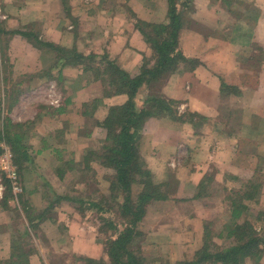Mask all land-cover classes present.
<instances>
[{"label": "crops", "instance_id": "1", "mask_svg": "<svg viewBox=\"0 0 264 264\" xmlns=\"http://www.w3.org/2000/svg\"><path fill=\"white\" fill-rule=\"evenodd\" d=\"M127 1L129 3L126 0H0V102L8 111L4 119H10L19 133H23L22 145L29 162L25 171L28 173L22 179L25 187L23 202L27 208H47L50 203L41 190L52 189L51 185L57 181L65 182L59 176V159L52 154L56 153L55 150H64L60 144L68 138L64 137L65 133L67 135L75 130L71 123L77 119L80 128L81 123H84L82 114L80 117L72 114L69 106L90 102L99 90L104 98V93L102 83L94 80L91 73H85L83 67L70 66L61 71L60 65L54 66L56 60L53 53L33 47L18 32L39 33L44 42L64 48L75 47L84 55H102L107 52L120 68L135 76L139 73L142 54L148 51V45L130 20L127 8L142 21L162 23L168 19V7L166 0ZM239 1L242 5L231 9L238 14L231 15L217 4L212 5L210 0H195L196 11L192 18L202 27L201 30L189 28L186 23L180 47L185 56L198 59L202 65L194 71L172 75L163 85L162 93L180 103V114L196 113L204 116L208 122L203 125L206 129L202 126L195 130L190 124L170 127V121L167 120H148L142 140L145 148L143 151L142 143L141 150L148 159L146 162L152 173L163 171L160 164L164 153L168 157L172 153H179L181 146L186 149L190 159L180 166L189 177L193 176V183L197 177L204 178L209 167L220 177L227 175L242 180H250L264 173V61L260 67L255 60L256 56L252 57V48L264 51V0ZM66 8L70 10L72 18L68 17ZM195 48H200L199 54L192 53ZM221 55H228L225 62ZM208 56H211L210 61L216 63L211 70L205 68ZM52 67L55 68L51 70ZM48 73L51 78L45 77L49 76ZM84 77H87L88 82L76 86ZM221 79L228 85L238 86L241 97L224 98ZM51 85L61 87L59 92L56 91L60 105L56 107L49 104L47 111L50 113L45 116L47 112L43 111V103L48 95L45 93L43 99L39 94H42L41 88ZM146 96L147 90L144 89L138 98L139 106H142ZM233 98L239 99L241 106L238 115L230 118L226 116L224 108L232 104L229 101ZM118 99L122 98L115 97L107 101ZM69 120L67 131L63 124H68ZM169 169V166L164 168L167 173ZM187 202L191 205L205 201L201 199L177 203L166 215H160L155 224L157 228L150 232V241L158 246L162 242H172L164 250V257L170 255L172 263L184 260L187 254L185 246H180L177 251L178 246H174L173 241L177 243L182 239V233L184 241L202 239L207 222L205 215L209 212L200 210L190 211V217H184L185 220L177 218L179 216L173 210H179L182 205L188 207ZM68 204L62 202L61 208L56 209L60 211L58 220L66 217L67 224L54 225L46 221L37 235L30 231L35 248L38 239L44 238L52 243L50 248L57 246L59 252L73 251V254L76 252L78 256L94 260L105 258L104 247L90 230L92 224L88 223V228L81 229L79 216L71 217ZM4 205L0 201V264L10 259L11 242L28 226L23 213L22 218H19L20 228L15 227L17 224L11 215L4 217ZM174 220L179 221L177 228ZM182 221L183 230L179 228ZM64 227L71 229L68 232L67 228L62 230ZM12 229L14 232L17 229V235ZM79 230L80 233L84 232L80 235L84 239L76 236ZM78 240L86 242L83 246L85 252ZM173 255L177 256L174 258ZM30 264L50 262L38 248L30 257Z\"/></svg>", "mask_w": 264, "mask_h": 264}, {"label": "trees", "instance_id": "2", "mask_svg": "<svg viewBox=\"0 0 264 264\" xmlns=\"http://www.w3.org/2000/svg\"><path fill=\"white\" fill-rule=\"evenodd\" d=\"M166 2L168 19L162 23L142 21L129 7L127 8L131 15L130 20L148 45V51L142 54L139 73L135 76L120 68L116 60L111 59L112 57L107 52L102 55H84L75 47L64 48L54 43L44 42L40 39L39 33L18 32L35 48L53 53L56 60L54 66L60 65L61 71L70 66L83 67L85 73H91L94 80L102 83L106 100L121 97L122 102L111 106L102 105V100L83 104L84 117H93L97 111L102 113L96 124L107 134L105 140L100 141L96 149L86 151L83 156L78 165V171L82 177L79 181L88 189L94 190L99 183L96 170L92 167L93 164L96 163L105 169L112 170L114 174L105 178L109 183L110 198L99 195L100 197H94V199L88 197L75 199L67 194L58 196L56 202L51 203L40 213L32 207L27 208L26 203L23 202L28 226L20 239L11 242L10 259L4 264H30V257L36 253L32 234L37 235L40 225L52 218L50 212L54 210L55 205L59 206L62 202L72 201L79 203V211L82 215L87 210H96L97 213L102 214L110 224L114 235L106 241L105 252L108 260L107 258L94 260L80 257L78 261L85 264H144L140 252L145 242L137 247L135 240L140 235L146 239L147 234L140 232L138 227L146 218L151 205L174 200L177 192L169 182L156 183L142 157L141 144L147 121L156 118L179 125L190 124L195 130L205 123V118L199 114L191 112L180 114L178 110L180 103L167 98L162 93L163 85L172 75L194 71L202 65L199 60L185 56L180 47L182 32L187 27L186 23L189 28L195 27L201 30L202 27L192 18H187V12L194 13L195 0H166ZM210 2L212 5L217 4L220 8L226 9L231 15L238 14L237 11H231L233 7L242 5L239 0H210ZM66 12L68 17L72 18L70 10L66 8ZM255 48H252V57L256 56L255 60L260 66L264 61V51L262 49L255 51ZM54 68L52 67L51 70ZM45 77L51 78V75ZM87 82V77H84L76 83V86H82ZM144 89L147 90V96L142 106H139L138 98ZM221 91L224 98L231 96L238 98L242 95L238 86L224 83H222ZM15 127L16 125H13L11 120L2 118L0 114V143L2 140H7L12 147L14 163L19 171V178L22 180L28 158L22 145V134L12 130ZM55 152L60 163V179L65 180L68 173L77 172L74 160L67 162L62 157L64 151L55 150ZM91 178L97 180H95L97 186L92 184L93 179ZM231 180L241 182L242 185L232 188L227 196L230 203V219L219 230L217 242L211 235L212 224L208 221L210 215L206 213L207 222L204 226L203 245L195 252L192 260L185 259L176 264H246L247 260L261 264L264 258V207L261 212L251 218L247 211L249 203H259L260 194L264 188V173L250 180H242L238 177H233ZM212 182L213 176L206 174L196 187L197 192L191 200L208 198L210 194L207 189ZM4 184L7 191L4 197L6 205L13 195L9 185L10 181L5 180ZM136 187L139 191L135 195ZM96 191L100 194L98 188ZM106 214L109 216L107 217ZM258 228L262 234L258 232ZM220 240L223 241L221 245H219Z\"/></svg>", "mask_w": 264, "mask_h": 264}, {"label": "rangeland", "instance_id": "3", "mask_svg": "<svg viewBox=\"0 0 264 264\" xmlns=\"http://www.w3.org/2000/svg\"><path fill=\"white\" fill-rule=\"evenodd\" d=\"M126 2L129 3V1H127V0H126ZM128 6H129V4H128ZM195 9H196V7H195ZM195 11L196 10H194V12ZM134 14L136 15V13H134ZM187 15H188L187 18H189V19L192 18V14L187 12ZM128 16L129 17L131 16L129 12H128ZM192 20H193V18H192ZM194 46H199V45H193V47ZM208 48H209V46H208ZM187 51H189V50H187ZM199 51H200V48H198V49L195 48L194 52H192V53L199 54ZM221 56H222L221 59L223 60V62H225V60H227L226 56H228V55H221ZM207 58H208V60L206 62L205 68L211 70L216 66V63L209 60L211 58V56H208ZM111 59H113V58H111ZM217 59L219 62H221L218 55H217ZM254 75L258 76V74H254ZM221 83L227 84V83H225V80H222V79H221ZM51 86L46 87V88H44V87L41 88L42 94H39V95H41V97L43 99L45 98V93L48 94V92H50V90L52 89ZM53 90H54V92H56V91L59 92V90H61V87L60 86L58 87L57 85L53 86ZM37 92H36V94H37ZM100 92H101L100 90L97 91V94H94L92 97L93 99L88 103H92L94 100H102L103 101L102 105H106V106L110 105L111 106V105L119 104L122 102V99L121 100L118 99L115 101H107L106 98H102L103 95ZM99 97H101V98H99ZM45 99H47V100L44 101V103H43L44 104L43 111L47 112L45 115V116H47V114L50 113L49 111H47L48 108L50 107V105L48 103L49 97H46ZM230 100L231 101H229V103L232 102V104H228V102L225 103L228 105H226L227 108H224V109L226 110V112H225L226 116H229L230 118H234V117H236V115H238L237 112H238V109H240L241 102H239V99L237 100L236 98H233ZM101 107H103V106H101ZM69 108L73 112L72 114H75L76 116H79V117L82 114V116H83L84 108H83L82 103H76V105H71V106H69ZM7 112H8L7 109L5 110L3 102L1 101L0 102V114H1L2 118H4V116H7ZM98 113H100V114H98ZM95 114L96 115L93 117H84L83 116L84 120L82 119V121L84 123H81L82 128H80V126H79L80 122L76 119L73 123H71L75 126V130L73 131V133L69 132V133H67V135L65 133L64 137H68V138L65 140V143L63 142L60 144L61 149H64V150H62V151H64L62 153V156H63V159L67 162L74 160L73 163H74V166H76V168L75 167L74 168L77 170V172H75V173L70 172L67 174V176L65 175L66 177H65L64 183L61 181H57L56 184L55 183L53 185L50 184L52 186V189L49 188L46 191L41 190L42 195L45 196L46 201H48L50 204L56 202L58 196H66L67 194H69V196H72L75 199H77V198L78 199H84L86 197L94 199V197H100V196H104V195L106 196V198H110V192L108 191L109 183L107 182V180H105V178L108 176H112L114 174V172L112 170L105 169L96 163L93 164L92 167L96 170V175H97L96 178H97L98 183H99L98 184L99 186L94 187V190L88 189V187H85L84 185L80 184V181H79V180H81L82 177L80 175V172L78 171L79 170L78 165L81 162L83 156L85 155L86 151H89L91 149H96L98 147V145L100 144V141L105 140L106 134H107L104 129H102L101 127H99L96 124L99 116L102 113L97 111ZM5 119H8V118L5 117ZM225 119H227V118H225ZM158 120H161V119H158ZM161 121H163V120H161ZM69 122H70V120L68 121V124H63L64 128H66L65 130H67V127H68L67 125H69ZM204 122H205L204 124H207L208 121L206 118H205ZM169 125H170V127H173L174 125H175V127L177 126V124H175L174 122H170ZM77 126H79V127H77ZM203 127H204V129H206L205 126H203ZM12 130H16L17 132H19V130H17L16 128L12 129ZM20 132L22 133V131H20ZM143 137H144V133H143ZM143 139L144 138H142V140ZM142 143H143V151H144L145 144H144V142H142ZM1 145L7 146V148H9L12 151V147L7 143V140H2V142L0 143V147H1ZM12 154H13V151H12ZM52 156H54L55 158H58L56 153L52 154ZM142 157H143L145 162L148 161V159L146 157H144L143 154H142ZM189 157L190 156L186 152V149L182 146L179 148V153L178 152L172 153L169 157H168L167 153H164L163 158H161L162 161L160 164L163 166V171L156 172V174L152 173L154 176V181L156 183H165V182L168 183L169 182V183H171L172 186H174L173 188L176 189L177 192L175 193L176 195H174L175 196L174 200L151 205L149 207L148 214H147L146 218L144 219L143 223L140 224V226L138 227V230L140 232H142L145 235L147 234L146 239L140 235V237H138L135 240V244L137 245V247L140 246L141 243L143 244V242H145V245L143 246L142 251L140 252V256L144 259V264H176L177 262H179V261H177L175 263H172V259H169L170 255H166V257H164L165 256V252H164L165 247L167 245L171 246L172 242H162L158 246V244L152 243L150 241V237H151L150 232H152V230L154 228H157V226H155V224H156V221L158 219H160V215L161 216L166 215L167 212H169L170 209L173 208V206L177 205V203H183V202L185 203L187 200L188 201L191 200L194 197V195L196 194V192H197L196 187L199 185V183L202 181L203 178L197 177L196 179H194L195 181L193 183V181H192L193 176L189 177L187 171H182V167L180 166V165H183L184 163L188 162L190 159ZM13 158H14V154H13ZM27 163H29V162H27ZM146 164H147V162H146ZM168 166H169V168H171V169H169L170 170L169 173L165 172V170H164V168L165 167L168 168ZM147 167H148V165H147ZM148 169L150 170L149 167H148ZM17 171H18V168H17ZM25 173H28V172H25ZM163 173H165V175L160 176ZM18 175H19V171H18ZM207 175L213 176V182L209 184L207 192L210 194V196L204 200L205 202H197V204L194 203L191 205L187 202L189 204V205H187L188 207H185V205H182L179 210H173V211L175 212V215L179 216L177 218H182L183 220H185L184 217L189 216L190 211L194 212V211L200 210V211L209 212L210 218L208 219V221L210 224H212L210 232H211L212 237L215 239V242H217V235L219 234L218 233L219 230H221L223 228L224 224L230 219V209H229L230 203L227 200V196H228V194H230V192H231L230 190H232V188H235V186L237 188L241 187L242 184H241V182L239 183L237 181L233 182L231 180L232 177L229 178L230 176L229 177L227 175L226 176L221 175V177L218 176L217 173L214 172V170L211 167H209L207 169ZM85 176H88V175H85ZM83 179H86V178H83ZM91 179H93V178H91ZM5 180L6 179H4V181ZM95 180L96 179H93L92 184L97 186V183H96L97 180L96 181ZM196 180L197 181L200 180V182L197 184ZM19 184L23 190V192H21L19 194H15L14 190L12 189V185L9 184L11 191H12L13 198L9 200L10 203L7 202V204L4 205V207H5L4 208L5 209L4 210L5 216L4 217H6L7 215H9V216L11 215L13 217V220L15 219V221H16L17 225L15 227L20 226L19 220H21V219H19V218H22V215L24 213V208L22 206L23 200L25 198V196H24L25 195V189H24L25 187H24L23 180H20ZM4 186H5V190L2 192L3 195L0 196V201H2V203L5 204L4 197L6 196L7 191H6V185L5 184H4ZM97 188L100 190L99 191L100 194L97 193V191H96ZM226 189H228V190H226ZM138 191H139V189H138V187H136L135 188V195L138 193ZM260 195L261 196H260L259 203L252 202V203H249V205H248L249 208H248L247 214L250 218L256 216L259 212H261L263 210V207H264V188H263V191L261 192ZM184 199L186 201H184ZM68 203L69 204H68L67 208H69L68 212L70 214L72 213L71 217L73 218V216L75 217L76 215L79 216L78 221H80V223L82 225L81 229L88 228L89 227L88 223H91L92 224L90 226L91 232L96 234L97 242L102 244V246L105 249L106 241L109 240L114 235H113V230L110 227V224L107 223L108 221L105 220L104 216L100 213H97L96 210L95 211L87 210L86 213L84 215H82L81 212L79 211V203H77L75 201L68 202ZM50 204H49V206H50ZM13 205H14V207H13ZM9 206H11V207H9ZM60 206H61V204H59V206H57V205L54 206L55 207L54 210L52 212H50V215L52 216V218L49 220H46V221H50L54 225H58L59 223L67 224V218L66 217L64 218V220H60V221L58 220V212H60V211L56 210V209L61 208ZM44 209H46V208H43V209L41 208L38 210V212L40 213ZM5 212H6V214H5ZM108 216L109 215H107V217ZM174 221H175L174 223L177 222V224L174 225L175 228H177L179 221H177V220H174ZM45 222H43L40 225V228L42 227V225ZM183 226H184V222L182 221V224H179V228L183 230ZM21 228H22V225H21ZM66 228H67L68 232H69V229H71V227H64L62 230H65ZM16 230L14 232V230L12 229V232L17 235ZM258 232L260 234H262L259 228H258ZM83 233H84L83 231H81V233H80V230H79L77 232L76 236H80ZM204 233L205 232H203V234H202V236H203L202 239L197 238L196 241H195V238L192 240L184 241L183 240L184 234L182 233V236L180 237L182 239L178 240L177 243H176V240H174L173 245L178 246L177 251H179L180 246H185L184 248H185L186 253H187L185 259L186 260H192L195 252L203 245ZM22 234H25V231ZM18 236H21V234ZM18 236L16 237L17 239H18ZM70 236H72L71 233H70ZM148 236H149V238H148ZM80 238L84 239L83 236H80ZM88 239L90 240V238H88ZM78 242L81 243L79 246H82V250L84 251L83 246H85L86 242H84V240H78ZM221 244H223L222 240H220V242H219V245H221ZM36 245H37L36 249L39 248L41 251L44 252L46 259L50 262V264H85V263L77 260L78 258L85 257V256H78L76 252H74V254H73V251H68L67 249H66L67 251L63 252L60 250V252H59V250L56 249L57 246L56 247L52 246L50 248L52 243L45 241L44 238L42 240L38 239V241L36 242ZM50 253H52L51 257L49 256ZM173 254H174V251H173ZM176 256L177 255H173L174 258ZM105 258H107V260H108L107 256ZM155 260H157L158 262H156ZM246 264H256V263L253 260H247ZM261 264H264V258L261 261Z\"/></svg>", "mask_w": 264, "mask_h": 264}, {"label": "built area", "instance_id": "4", "mask_svg": "<svg viewBox=\"0 0 264 264\" xmlns=\"http://www.w3.org/2000/svg\"><path fill=\"white\" fill-rule=\"evenodd\" d=\"M51 87L52 89L47 94V97H49L48 103L52 106L58 107L60 105V100L56 98V95L58 94L54 92L53 86ZM1 149L2 154L0 155V196H2V192L5 190L4 179L9 180L14 193L19 194L23 192V190L19 184L20 179L17 167L14 163L12 151L4 145H1Z\"/></svg>", "mask_w": 264, "mask_h": 264}]
</instances>
